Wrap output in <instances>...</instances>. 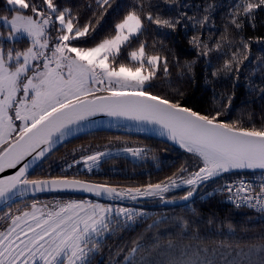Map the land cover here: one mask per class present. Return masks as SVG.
<instances>
[{"label":"snow or ice","instance_id":"1","mask_svg":"<svg viewBox=\"0 0 264 264\" xmlns=\"http://www.w3.org/2000/svg\"><path fill=\"white\" fill-rule=\"evenodd\" d=\"M170 2L180 8L190 7L180 0H165ZM113 3L114 0H95V10L88 4L85 10L91 11V17L82 23L81 13L61 0H5V14L0 15V25H3L0 30V172L15 168L26 156H32V161L24 163L15 175L0 180V201L5 205L10 207L9 202L26 195L29 187L34 193L73 189L113 200L158 197L165 203H176L175 199L167 200L165 193L186 188L179 200L188 209L201 186L217 181L225 173L257 169L264 172V125L244 126L241 120H221L227 112L223 102L211 112H201L184 106L180 100L154 93L155 81L162 78L171 87L168 78L172 69L168 56L155 50V43L149 51L147 40L141 39L151 25L173 32L181 24L185 29L190 26L193 35L188 42L196 49L197 58L183 65L177 61L179 75L182 78L194 75V66L200 58L205 60L207 73L212 67L213 53H217V59L224 57L223 65L214 68L211 77L219 79L221 74L230 77L235 72L238 81L240 65L249 59L250 46L240 36L243 55L240 47L234 50L229 47L235 39L229 25L237 34L245 22L254 29L256 10L264 8V0H236L230 4L224 31L214 43H210L215 28L212 13L217 5L206 4L201 18H197L199 6L195 15L181 11L175 17L165 18L159 11L153 13L151 0H134L107 34L97 39L101 21ZM205 29L209 31L208 40L201 31ZM3 31L8 32L7 45ZM21 38L26 39L28 46L18 49L15 42ZM228 51H231L230 59ZM205 83H212L207 75ZM248 88L250 92L259 88V98L264 100V85L249 81ZM177 92L183 96V92L178 89ZM233 96L234 93L228 96V107ZM98 114L151 126L158 135L191 154L195 170L189 171L182 165L166 181L122 190L77 178H27L29 167L54 149L57 141L82 131L91 123L90 118ZM15 121L21 123L16 125ZM13 133L15 141L9 139ZM148 151L125 145L116 153L110 149L89 152L82 156V162L91 170L116 155L127 153L138 160ZM217 193H227V201L237 209L248 207L264 213V176L259 185L243 178L226 182L216 191L205 193V197ZM191 213L196 215L197 210L192 207ZM145 216L134 208L113 209L87 201L56 203L47 211L33 203L31 211L18 210L15 214L9 211L3 215L7 227L0 228V264H92V257L110 235L131 229ZM201 222L184 216L161 217L145 231L168 225L165 232L157 231L152 237L140 235L126 252L117 249L111 264H264V243L247 252L234 253L223 247L211 250L200 247L198 225ZM193 227L196 234L190 235L189 229ZM162 239L167 240L164 246L160 243ZM176 239L181 242L175 243ZM184 240L196 243L184 244Z\"/></svg>","mask_w":264,"mask_h":264},{"label":"trees","instance_id":"2","mask_svg":"<svg viewBox=\"0 0 264 264\" xmlns=\"http://www.w3.org/2000/svg\"><path fill=\"white\" fill-rule=\"evenodd\" d=\"M235 2L236 0H180L181 4L190 6L180 8L175 2L165 3V0H151L153 13L155 14L159 11L165 18L169 16L175 17L181 11L187 12L189 16L195 15L197 13L196 6H199L200 13L197 18H201L206 4L214 3L217 5L216 10L212 13L215 28L212 30L214 34L211 36L210 43H214L224 31L229 5ZM61 3L72 5L74 11H79L82 16V23L91 17V11L85 10L86 6L91 4L93 10H95V0H61ZM4 4L5 0H0V15L5 14ZM133 4L134 0H114L112 7L108 9V14L101 21L102 26L99 29L97 39L106 35L107 30L118 19L122 18ZM145 10H148L147 2L145 3ZM93 20H95V17H93ZM211 23L212 21L209 22V28ZM255 24L256 27L253 29L249 23L245 22L244 28L238 34L229 25L235 38L234 43L229 47L233 50L236 47L242 49L240 36H243L250 46V50L247 52L249 59L240 65L238 81L236 80L235 72L230 77L224 74H221L219 79L211 77V72L214 68L223 65L224 57L217 59V53H213L212 67L207 69V73L205 72V60L204 58H200L194 66V75L182 78L176 67L177 61L183 65L186 61L197 58L196 49L188 42L189 38L193 35L191 27L189 26L188 29H185L183 24H181L173 32L170 29H157L155 25L149 26L146 36L141 37V39L147 40L149 51L153 50L152 45L155 43V50L160 51L162 56H168L172 69L171 76L168 78V81L171 82V87L162 78L155 81L156 86L152 91L159 95H166L171 99L180 100L184 106L201 112H211L214 108H219V103L223 102L227 112L220 117L221 120L229 122L241 120L244 126H250L252 123H255L258 127L264 125V119H262L264 117V100L259 98V88L251 92L248 88L249 81H253L256 85H264V8L256 10ZM0 30H3V26H0ZM201 31H203V38L208 40L209 31L207 29ZM7 34V31H3L4 38ZM4 44H8V41L5 39ZM27 46V41L24 38L15 42V47L18 49H23ZM227 58H231V51H228ZM205 75L208 76L212 83H205ZM234 83L235 87H233ZM177 89L183 92V96L178 94ZM233 93L231 106L228 107V96L233 95ZM213 96H215V101L213 100ZM249 115H251V119H249ZM122 144L139 145L149 151L145 157L139 160H132L125 156L116 155L114 158L103 162L97 171L89 173L82 171L79 168L80 164L74 163V161L79 160L89 152L106 148L105 146L113 147ZM182 165L186 166L189 171L195 170L196 167L192 155L183 149L169 145L157 136L148 135L125 126H116L84 133L70 139L49 153L26 175L28 179L77 178L96 184L110 185L116 187L118 190H122L130 187L143 188L148 184L166 181L167 178L177 173ZM260 176H264V173L233 172L223 174L217 181H210L206 185L201 186L193 197L194 203L188 209H185L183 206H164L158 197H150L142 201H132L130 199L115 201L117 204L139 209L146 216L144 219L138 220L131 229L117 231L114 235H110L105 240L101 250L92 257V264H111V259L116 258L117 249H124L126 252L132 247V241L140 235L152 237L155 236L157 231L165 232L169 228L168 225H162L159 230L145 231L148 225L161 217L184 216L189 220H202L198 225L199 234L202 238V242L199 244L200 247H206L209 250L223 247L233 253L240 250L247 252L253 246L264 243V240L261 239L264 237V214H258L245 208L237 209L227 204L220 193H217L213 197H205V193L214 192L219 189L223 180ZM185 191L186 188L174 189L164 195L167 200L179 199L180 196L185 194ZM53 194L60 195L62 193H42L34 197H27L11 202L10 207L6 205L0 209V228L7 226L2 219L5 213L11 211L15 214L18 210L30 208V205H23V203L27 201L34 202L40 197L51 196ZM101 200L103 202L109 201L102 198ZM192 207L197 210L196 215H192ZM210 219L211 223H209ZM229 225L232 226L231 230L229 229ZM189 234L195 235L196 227L190 228ZM174 242L180 243L181 241L176 239ZM160 243L164 246L167 244V240L162 239ZM183 243L195 244L196 241L184 240ZM110 252L112 253L111 257ZM123 254V252L120 253V256L122 257Z\"/></svg>","mask_w":264,"mask_h":264},{"label":"water","instance_id":"3","mask_svg":"<svg viewBox=\"0 0 264 264\" xmlns=\"http://www.w3.org/2000/svg\"><path fill=\"white\" fill-rule=\"evenodd\" d=\"M90 121H91V123L88 124L82 131L77 132L76 134H74L72 136L65 137L64 140H62V141H57V144H56L55 148L52 149L51 151H49L48 153H46L45 157L49 153L53 152L55 149H57L58 147H60L61 145H63L64 143H66L67 141H69L70 139H72V138H74L76 136H79L81 134L88 133V132H94V131L109 129V128L116 127V126H125V127H128L130 129H132V130H136V131L148 134V135L157 136L163 142H165V143H167L169 145H172L174 147L180 148L178 145L173 144L171 141H169L167 139V137H163V136L158 135L157 132L152 130L151 126H141V125H138L136 122L127 121V120H123V119H120L119 121H117V118L107 117V116H104L103 114H98L95 117H91ZM38 151H39V149H37V152ZM34 155H36V153H33V156ZM45 157H43V158H45ZM43 158L38 159L34 164H32L31 167H29L27 173L38 162H40ZM31 161H32V156H26L25 159L22 160L19 164H17L15 168H5V170L3 172H0V180H7L8 177L15 175V173L19 171V169L24 165V163L31 162ZM233 172H262V171L257 169V170H238V171H233ZM233 172H229V173H233ZM50 179H54V178H50ZM68 179H72V178H68ZM89 183H92V182H89ZM94 184H96V183H94ZM49 189H50V186H49ZM54 192H59V193L60 192L61 193H79V194H82V195H85V196H89V197H98V196H96V195H94L92 193H89V192H84L82 190H73V189L45 190V191H42V192H35L34 193L31 190V187H29V190H28L27 194L24 195L23 197L17 196L15 198V201L21 200V199H24V198H27V197H34V196H36L38 194H42V193H54ZM99 198L105 199L104 196H99ZM149 198L150 197H138L137 200L138 201H142V200H146V199H149ZM118 200H128V198L125 197L123 199H119V198L116 199V201H118ZM175 200H176V203H165L164 201H162V204L164 206H183L182 202L179 199H175ZM9 203H11V202H9ZM5 206L6 205L2 201H0V209H2Z\"/></svg>","mask_w":264,"mask_h":264},{"label":"rangeland","instance_id":"4","mask_svg":"<svg viewBox=\"0 0 264 264\" xmlns=\"http://www.w3.org/2000/svg\"><path fill=\"white\" fill-rule=\"evenodd\" d=\"M0 26H3V25H0ZM7 36H8V34H7ZM7 36L5 37V40H7ZM101 94L107 95V93H97V95H101ZM20 123H21L20 121H15L16 125H19ZM15 136H16V134L13 133V135L9 139L13 141ZM125 145H123V144L122 145H116V146H113V147L101 148L100 150H109L110 149L113 153H116L118 149L124 147ZM127 145L131 146V147L143 148L142 146L135 145V144H130V145L127 144ZM5 146H7V145H5ZM119 155L128 157V158H130L132 160H137V159L131 157L127 153H122V154H119ZM79 160L81 161L79 163L80 164L79 168L82 169V171H86V172L89 173V172L97 171L99 169V167H98V168H93V169L89 170V169L84 167V164L82 162V157ZM106 200H109V201L103 202L101 200V198H99V197H89V196H85V195L78 194V193H71V194L62 193L60 195L53 194L51 196L40 197V198L36 199L34 202L33 201H31V202L27 201V202L23 203V205H25V204L30 205V208L24 209V210H28V211L32 210V204L33 203H36L38 209H44L45 211H47L48 209H50L52 207L53 204H56V203H61L62 204V203L69 202V201H77V202L87 201V202L93 203V204L107 205V206H109V207H111L113 209H117V208H121V207L134 208V207H131V206H125V205L117 204L115 202L116 199H114V200L112 199L111 200V199L107 198ZM134 209H136V208H134ZM136 210L140 211L139 209H136Z\"/></svg>","mask_w":264,"mask_h":264},{"label":"built area","instance_id":"5","mask_svg":"<svg viewBox=\"0 0 264 264\" xmlns=\"http://www.w3.org/2000/svg\"><path fill=\"white\" fill-rule=\"evenodd\" d=\"M238 178H243L244 180L250 181L251 183L256 184V185H259L260 182H261V177H237V178H233V179H230V180H223L222 183L220 184L219 188L222 185H224L226 182H234ZM257 190H258V188H257ZM222 195H223V197H224V199H225V201H226L227 204L235 207L232 203H230V202L227 201V193H223ZM243 208L252 210V211H254V212L258 213V214H264V213H260V212L256 211L255 209H251V208H248V207H243Z\"/></svg>","mask_w":264,"mask_h":264}]
</instances>
